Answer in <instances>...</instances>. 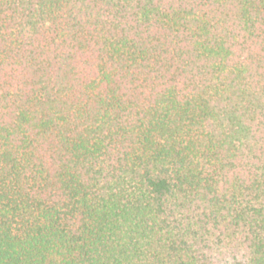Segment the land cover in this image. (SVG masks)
<instances>
[{"label": "trees", "instance_id": "1", "mask_svg": "<svg viewBox=\"0 0 264 264\" xmlns=\"http://www.w3.org/2000/svg\"><path fill=\"white\" fill-rule=\"evenodd\" d=\"M0 264H264V0H0Z\"/></svg>", "mask_w": 264, "mask_h": 264}]
</instances>
